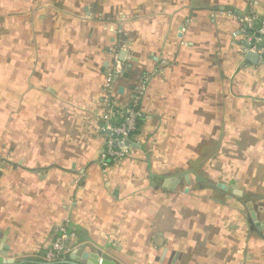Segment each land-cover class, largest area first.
I'll return each mask as SVG.
<instances>
[{"label":"crops","instance_id":"1","mask_svg":"<svg viewBox=\"0 0 264 264\" xmlns=\"http://www.w3.org/2000/svg\"><path fill=\"white\" fill-rule=\"evenodd\" d=\"M249 14L264 0H0V254L66 226L116 264H264ZM109 73L118 108L144 87L132 150L105 166Z\"/></svg>","mask_w":264,"mask_h":264},{"label":"built area","instance_id":"2","mask_svg":"<svg viewBox=\"0 0 264 264\" xmlns=\"http://www.w3.org/2000/svg\"><path fill=\"white\" fill-rule=\"evenodd\" d=\"M242 34L244 40V53L256 52L260 57L264 56V44L262 36L264 35V17H258L255 14H249L242 18ZM252 30V31H249ZM113 74L109 73L105 83L107 98L111 109L108 115L102 118V130L108 131V137L105 142L103 152V164L108 166L129 156L132 147L131 137L137 130V115L135 110L137 100L142 93L143 85L138 88L137 93L133 94L131 104L126 108H118L114 100L110 97ZM143 84V83H142ZM73 234L67 230L66 226H60L53 231V237L48 248L39 254L47 262H54L64 258L72 249L71 239Z\"/></svg>","mask_w":264,"mask_h":264},{"label":"water","instance_id":"3","mask_svg":"<svg viewBox=\"0 0 264 264\" xmlns=\"http://www.w3.org/2000/svg\"><path fill=\"white\" fill-rule=\"evenodd\" d=\"M123 53V52H122ZM121 53V54H122ZM258 54L255 52H246V58L256 61L258 59ZM81 257L84 260H81ZM21 260L18 258L7 257L4 253L0 254V264H17ZM55 262L70 263V264H116L109 255L97 254L92 252H87L82 246L71 250L68 259H61ZM54 263V262H53Z\"/></svg>","mask_w":264,"mask_h":264},{"label":"trees","instance_id":"4","mask_svg":"<svg viewBox=\"0 0 264 264\" xmlns=\"http://www.w3.org/2000/svg\"><path fill=\"white\" fill-rule=\"evenodd\" d=\"M69 258V254H66L64 256V258L62 259H68ZM20 262L17 263V264H70V263H62V262H47L45 261L41 255H38V256H27V257H23V258H20ZM61 260V259H59ZM58 261V260H56Z\"/></svg>","mask_w":264,"mask_h":264}]
</instances>
